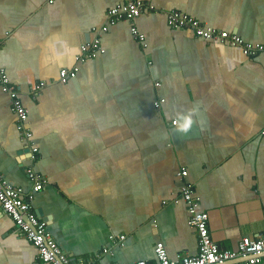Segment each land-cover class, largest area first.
<instances>
[{"label": "crops", "instance_id": "obj_1", "mask_svg": "<svg viewBox=\"0 0 264 264\" xmlns=\"http://www.w3.org/2000/svg\"><path fill=\"white\" fill-rule=\"evenodd\" d=\"M128 1L0 0V71L29 111L38 148L33 159L0 80V171L25 194L27 168L48 177L33 208L80 264H155L159 241L172 258L196 254L182 167L221 247L264 236V50L248 57L167 20L176 9L264 44V0H143L154 9L103 31L110 8ZM98 35L105 52L62 82L60 71ZM0 264H41L1 203Z\"/></svg>", "mask_w": 264, "mask_h": 264}, {"label": "built area", "instance_id": "obj_2", "mask_svg": "<svg viewBox=\"0 0 264 264\" xmlns=\"http://www.w3.org/2000/svg\"><path fill=\"white\" fill-rule=\"evenodd\" d=\"M53 2V0H50ZM155 6L143 0L128 1L117 4L108 12V25L103 26L107 31L109 24H115L120 20L134 22L143 13L152 11ZM168 24L172 28H188L196 36L207 40H214L232 46L240 47L248 57H255L264 50V44L246 41L241 36L217 28L205 27L197 18L180 10L167 12ZM96 31V29L94 28ZM133 36L142 45H146V36L137 26H132ZM100 36H96L80 45V51L76 55V64L71 69H62L60 79L66 83L77 76L80 64L88 59L97 57L104 53ZM0 80L3 90L12 99V110L18 117L17 129L22 138L31 142V154L33 159L38 158V148L32 139L33 133L29 127V111L18 97L16 86H14L5 72L0 71ZM46 82L36 84L35 89L40 91ZM165 98L155 101V107L160 109ZM177 125L178 120L171 122ZM27 174L33 182L32 190L25 194L23 188L13 184L0 171V203L3 211L7 213L18 226V229L36 248L41 264H80L74 262L59 245L53 234L48 229V222L35 212L32 201L36 193L42 191L49 183L46 175L37 172L33 167L27 168ZM188 170L182 167L177 173L182 182V198L187 203L188 224L195 229L198 240V252L194 255L178 254L176 258L169 256L164 242L159 241L155 246L158 262L155 264H225L230 260L243 257L247 264H258L264 261V236H243L239 241L237 249L221 247L213 240L209 230V214L201 208V199L197 195L193 184L186 181ZM114 239V236L112 237ZM126 235H121L124 241ZM115 241V240H114ZM107 251V250H105ZM136 264H154L147 260H139Z\"/></svg>", "mask_w": 264, "mask_h": 264}, {"label": "water", "instance_id": "obj_3", "mask_svg": "<svg viewBox=\"0 0 264 264\" xmlns=\"http://www.w3.org/2000/svg\"><path fill=\"white\" fill-rule=\"evenodd\" d=\"M44 220H47V218L45 217ZM247 259H242V260H239V261H228L227 263L225 264H245ZM260 264H264V262L260 263Z\"/></svg>", "mask_w": 264, "mask_h": 264}]
</instances>
